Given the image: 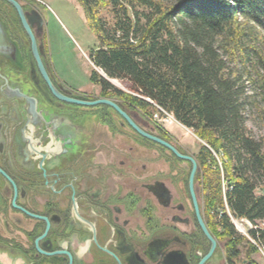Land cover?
<instances>
[{"label":"flooded vegetation","instance_id":"1","mask_svg":"<svg viewBox=\"0 0 264 264\" xmlns=\"http://www.w3.org/2000/svg\"><path fill=\"white\" fill-rule=\"evenodd\" d=\"M14 1L21 11L0 0V253L22 264H239L208 217L201 158L103 85L72 84L45 3ZM105 99L133 124L89 103Z\"/></svg>","mask_w":264,"mask_h":264},{"label":"trees","instance_id":"2","mask_svg":"<svg viewBox=\"0 0 264 264\" xmlns=\"http://www.w3.org/2000/svg\"><path fill=\"white\" fill-rule=\"evenodd\" d=\"M77 1L97 40L88 57L129 92L97 70L90 80L146 115L163 108L206 142L198 156L208 217L230 263L245 243L248 262L239 264H259L258 248L219 210L264 220V137L246 123L252 107L264 123V0ZM250 236L264 248V226Z\"/></svg>","mask_w":264,"mask_h":264},{"label":"rangeland","instance_id":"3","mask_svg":"<svg viewBox=\"0 0 264 264\" xmlns=\"http://www.w3.org/2000/svg\"><path fill=\"white\" fill-rule=\"evenodd\" d=\"M40 3H45V7L53 15L54 23L57 26L54 36L55 46L60 49V53H57V62L68 63L73 65L72 72H68V80L80 89L97 90L98 86L93 84L90 80V76L93 70H97L101 75L105 76L111 81V83L125 92H129L125 83L117 78H110L104 71L93 65L88 57L89 51L97 46V40L89 28L87 19L85 17L83 8L77 0H36ZM102 15L107 16V11H104ZM71 62V63H70ZM60 63V64H61ZM64 67V66H62ZM64 69V68H63ZM248 85L249 93H252L251 85ZM122 99V98H121ZM260 100V97L258 96ZM260 107L264 108V102L260 101ZM155 108H158L157 106ZM159 109V108H158ZM160 110V109H159ZM155 110L150 119L154 120L161 127L171 133L174 138L184 147V149L191 155H198L199 150L206 142L199 138L193 129L188 128L178 122L173 115L169 112ZM246 123L251 129L253 135L256 138L264 137V123L260 118L258 109L256 107L249 108L246 112ZM219 160V159H218ZM222 165L221 160L219 161ZM224 165H222L223 167ZM230 186L223 185V190L226 192ZM257 194L262 191L257 189ZM226 200V199H225ZM229 215L231 222L234 224L235 229L239 234L245 236L248 242H252L258 249L252 257L257 260L259 264H264V248L260 246L251 236L250 230L254 227L264 226V220L257 222L255 225L252 221L246 218H236L231 212L228 205L225 210H219L220 216L223 213ZM242 253L240 259L244 261L246 258V245L243 243L240 246ZM237 259L240 263V259ZM0 264H22V261L18 258H13L3 253H0Z\"/></svg>","mask_w":264,"mask_h":264},{"label":"water","instance_id":"4","mask_svg":"<svg viewBox=\"0 0 264 264\" xmlns=\"http://www.w3.org/2000/svg\"><path fill=\"white\" fill-rule=\"evenodd\" d=\"M10 1H12L17 7H18V9L21 11V8H20V6L14 1V0H10ZM82 103H84V102H82ZM89 103H91V104H97V103H106V104H109V105H111V106H114L115 108H117L132 124H133V121L129 118V116L124 112V111H122L121 109H120V107L115 103V102H113V101H111V100H108V99H105V100H97V101H94V102H89ZM145 134V133H144ZM147 136H149V137H151V138H153V139H155V140H157V141H159V142H161V143H163V144H165V145H167V146H169V147H171V148H173L170 144H168L167 142H165V141H163L162 139H160V138H156V137H154V136H150V135H148V134H146ZM174 149V148H173ZM174 151L179 155V156H182L176 149H174ZM193 175H194V173H193ZM193 175H192V179H191V185L193 184ZM193 186V185H192ZM202 224H203V222H202ZM203 226H204V224H203ZM204 229H205V231H206V233L208 234V236H210V234H209V232L207 231V229L205 228V226H204ZM214 244H215V241H214Z\"/></svg>","mask_w":264,"mask_h":264},{"label":"built area","instance_id":"5","mask_svg":"<svg viewBox=\"0 0 264 264\" xmlns=\"http://www.w3.org/2000/svg\"><path fill=\"white\" fill-rule=\"evenodd\" d=\"M159 109H160V111H165L163 108H161V107H158ZM160 111H158V112H160ZM165 113H167V111L165 112ZM170 114V113H169ZM174 117V116H173Z\"/></svg>","mask_w":264,"mask_h":264}]
</instances>
